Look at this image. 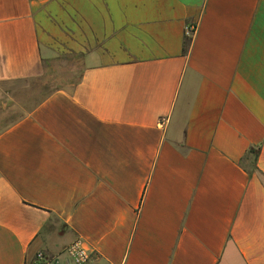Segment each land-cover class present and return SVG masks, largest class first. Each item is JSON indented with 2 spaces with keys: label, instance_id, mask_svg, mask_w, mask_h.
<instances>
[{
  "label": "crops",
  "instance_id": "1",
  "mask_svg": "<svg viewBox=\"0 0 264 264\" xmlns=\"http://www.w3.org/2000/svg\"><path fill=\"white\" fill-rule=\"evenodd\" d=\"M66 56L72 88L10 96ZM76 242L264 264V0H0V264Z\"/></svg>",
  "mask_w": 264,
  "mask_h": 264
},
{
  "label": "rangeland",
  "instance_id": "2",
  "mask_svg": "<svg viewBox=\"0 0 264 264\" xmlns=\"http://www.w3.org/2000/svg\"><path fill=\"white\" fill-rule=\"evenodd\" d=\"M80 68L81 60L79 57L66 56L56 61L46 62L41 76L15 84L17 86L12 92L10 91V96H13L19 105H34L55 88H72ZM249 159L252 160V156H249ZM246 165L251 166V161L250 163L247 162ZM68 259L70 264H74L69 257Z\"/></svg>",
  "mask_w": 264,
  "mask_h": 264
},
{
  "label": "built area",
  "instance_id": "3",
  "mask_svg": "<svg viewBox=\"0 0 264 264\" xmlns=\"http://www.w3.org/2000/svg\"><path fill=\"white\" fill-rule=\"evenodd\" d=\"M190 29L189 32H192ZM66 255L73 261L74 264H86L91 258V254L87 248L82 246L80 242H76L65 250ZM31 264H45L43 255L37 254L36 258Z\"/></svg>",
  "mask_w": 264,
  "mask_h": 264
}]
</instances>
